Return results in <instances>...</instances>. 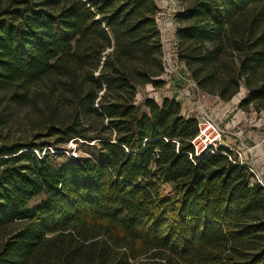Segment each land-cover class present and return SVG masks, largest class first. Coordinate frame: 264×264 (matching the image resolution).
I'll return each mask as SVG.
<instances>
[{
  "label": "trees",
  "instance_id": "1",
  "mask_svg": "<svg viewBox=\"0 0 264 264\" xmlns=\"http://www.w3.org/2000/svg\"><path fill=\"white\" fill-rule=\"evenodd\" d=\"M178 1L201 95L264 111V0ZM159 12L0 0V264H264V185L227 144L196 155L183 98L138 102L166 84ZM25 108L31 133H6ZM72 140L100 160L57 166L49 147Z\"/></svg>",
  "mask_w": 264,
  "mask_h": 264
},
{
  "label": "rangeland",
  "instance_id": "2",
  "mask_svg": "<svg viewBox=\"0 0 264 264\" xmlns=\"http://www.w3.org/2000/svg\"><path fill=\"white\" fill-rule=\"evenodd\" d=\"M172 1L173 0H157V3L160 7L159 23H161L163 32L166 33L164 40H165L166 48L170 50L171 53L174 52V41H175L174 23H176V20L174 19V17L176 16H174L175 13L174 10L177 7H179V3L177 1H175V4L173 3L174 1L173 2ZM168 56L170 62L166 63L168 69V73L165 75L166 84L161 88H154L150 84L145 86H140L138 89L139 91L138 102L143 101L147 97H153L157 101H162V99L167 95L177 96L179 98L180 97L185 98V95L188 94V96H190L192 100L195 98L193 100V102H195L194 106L202 104L203 107L207 110V113L215 119L218 126L220 128L221 127L224 128L227 131L223 136L225 142L228 143L230 142L231 139H237L238 137L239 139L244 138V133H243L244 127H242L241 124L237 125L240 128L234 126L235 128L233 129V128H228L229 124L225 119L223 121L221 120V118L224 117V108H226V106L225 107L223 106L225 104H221V101L223 103L232 102L233 104L235 99H232V101L227 102L221 100V98H219L218 96H213V97L211 96L209 98H206L208 97L207 95L202 97V95L198 96L196 94L194 97H192V95L189 92V89H191L192 86L190 85L189 81L186 79L187 74L182 69L180 70L174 69L175 66L173 64V61L170 59V55ZM170 92L172 93L170 94ZM190 104L192 105V103ZM232 114L233 111L231 112L230 116H232ZM257 115H261V116L258 117L256 120L261 123V126L264 125V118H262V116H264V111L258 113ZM29 117L30 119L34 120L35 118H37V115L36 113H31V110L29 108H25L21 110L19 114L16 116L17 120H13L12 124L6 126L5 132L11 134L13 137H19L20 135L23 134L25 135L26 132L30 134L32 131V123L28 119ZM247 128H248L247 130L252 129L249 122L247 123ZM243 142L236 141V143H238L240 147L241 145H246ZM49 149H50V154L52 155V159L57 166L61 165L65 161H71V160L81 161L86 158H92L95 161H99L101 156V152L97 147V145L93 143H85L81 140H74V141L72 140L68 142L66 145L61 146L60 148L55 149V147L51 146L49 147ZM241 149L244 150L245 147H241ZM250 160H253L255 166L257 167V164L255 162V157L254 159H250ZM162 188L163 190L166 191L170 190V186L168 184L163 185ZM38 201L39 199L36 200L35 203H37Z\"/></svg>",
  "mask_w": 264,
  "mask_h": 264
},
{
  "label": "built area",
  "instance_id": "3",
  "mask_svg": "<svg viewBox=\"0 0 264 264\" xmlns=\"http://www.w3.org/2000/svg\"><path fill=\"white\" fill-rule=\"evenodd\" d=\"M173 1L172 2L174 4H175V1H177L179 3V7H177L175 5L177 8L174 10V12H175L174 16H176L177 13H179L182 10L181 9L182 5L178 0H173ZM174 19H175V17H174ZM160 26H161V23H160ZM174 26H175L174 28H175V32H176V29L178 27V23L177 22L174 23ZM161 29H162V27H161ZM165 35H166V33L163 32V30H162V42H163L165 66H166L167 62H170V60L168 59V57H169L168 55H170V59L173 61V64L175 66L174 69L184 70V72L187 74L186 79L189 81L190 85L192 86L191 90L194 91V93H196L198 96L199 95L201 96L200 90H199L196 82L193 80L192 76L190 75L189 71L178 60L176 34H175V38H174L175 41H174V52L173 53H171L170 50H168L166 48V44H165V40H164ZM167 73H168V69L166 66L165 75ZM189 98H190V96H188V94H186L185 98H183V101H184L183 106H184V108H185V106L189 107L188 109L187 108L184 109V114L187 117H196L198 120L199 132L191 141L196 155H200L202 152L206 151L210 147H217L219 145H226L227 143L224 141L223 136L225 135V133L227 131L224 128H222V127L220 128L218 126L215 119L207 113V110L203 107L202 104L194 106L195 102H193V100L195 98L193 100L191 98H190L191 100H189ZM190 103H192V105ZM188 105H190V106H188ZM228 147L234 152V155L239 160V162L247 165L248 168L250 169V171L254 174L255 178L260 183H262L264 185V179L262 177L261 172L255 166L254 161H247L245 159L243 149H240V148H238L236 146H232V145H229Z\"/></svg>",
  "mask_w": 264,
  "mask_h": 264
},
{
  "label": "crops",
  "instance_id": "4",
  "mask_svg": "<svg viewBox=\"0 0 264 264\" xmlns=\"http://www.w3.org/2000/svg\"><path fill=\"white\" fill-rule=\"evenodd\" d=\"M190 94L192 95V97H194L196 95V93H194V91H192L191 89H189ZM172 92H170L171 94ZM245 92H242L241 94H239V96L235 97V101L231 103H223L221 101V104H225L223 105L224 107L226 106V108H224V117H222L221 115V120L223 121L224 119L228 122V128H235L234 126L238 127L237 125H240L242 127H244V138L239 139V137L237 139H231L230 142H226L228 145L232 146H236L238 148L241 149V147H245L244 151V157L247 161H253L250 159H254L255 157V162L257 164V168L258 170L261 172L262 177L264 179V125L261 126V123L258 122L256 119L258 117H260L261 115H257L258 113L255 112H245L241 109H239L238 104L241 101V99L244 97ZM166 97H174L172 95H167ZM209 98V97H206ZM191 100V99H190ZM187 101V100H186ZM232 101V100H231ZM230 102V101H229ZM222 106V105H221ZM188 109L189 107L185 106L184 109ZM233 111L232 116L231 112ZM262 114V113H261ZM262 118H264V116H262ZM225 121V122H226ZM249 122L250 126L252 127V129L247 130V123ZM254 123V124H251ZM241 133V132H240ZM241 141H245L243 143H245L246 145H238V143H236Z\"/></svg>",
  "mask_w": 264,
  "mask_h": 264
}]
</instances>
